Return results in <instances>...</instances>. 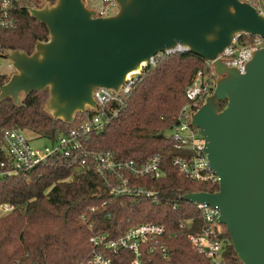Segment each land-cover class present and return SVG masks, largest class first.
<instances>
[{"label":"water","instance_id":"1","mask_svg":"<svg viewBox=\"0 0 264 264\" xmlns=\"http://www.w3.org/2000/svg\"><path fill=\"white\" fill-rule=\"evenodd\" d=\"M117 12L95 17L84 0H44L26 7L48 36L31 54L6 50L14 73L0 84V102L48 89L42 111L71 123L96 109L94 90L118 93L131 71L176 46L213 61L216 87L192 114L205 136V152L219 177L215 192L182 199L217 207L242 264H264V46L244 73L216 59L239 33L264 37V16L239 0H116ZM225 105L220 109V102Z\"/></svg>","mask_w":264,"mask_h":264},{"label":"trees","instance_id":"2","mask_svg":"<svg viewBox=\"0 0 264 264\" xmlns=\"http://www.w3.org/2000/svg\"><path fill=\"white\" fill-rule=\"evenodd\" d=\"M14 16L15 26L0 32V47L31 54L37 41L47 39L48 31L24 6L16 7ZM205 68L204 59L190 51L170 54L153 66L147 65L138 74L118 115L104 128L88 135L85 147L111 151L118 159L141 163L161 153L164 176L139 181L159 190L157 202L113 197L90 168L77 169L67 158L50 157L31 169L0 177V209L10 207L0 214V264H85L91 232L82 215L95 231L108 232L113 238L137 223L163 225L161 243L169 257L144 248V264H212L188 240V234L203 226V220L196 206L183 200L182 195L215 192L218 186L179 174L171 163L172 142L165 136L187 102L185 91L192 78ZM7 80L8 77L0 76V84ZM48 94V89L33 91L23 98L21 105L9 98L0 102V161L5 158L4 128H17L52 140L91 115L89 111L77 113L71 123L54 119L42 111ZM219 105L222 109L225 101ZM189 218L194 219L193 223L179 228ZM222 229V259L225 264H242L224 225ZM114 256L119 264H131L129 252Z\"/></svg>","mask_w":264,"mask_h":264},{"label":"built area","instance_id":"3","mask_svg":"<svg viewBox=\"0 0 264 264\" xmlns=\"http://www.w3.org/2000/svg\"><path fill=\"white\" fill-rule=\"evenodd\" d=\"M39 1L42 0L26 4V0H0V32L15 26L16 7H36ZM239 1L250 4L264 16V0ZM117 10L116 0H101L100 8L94 9L95 17L112 16ZM112 11L115 13L111 14ZM263 46L264 37L239 33L216 59L221 60L226 67H233L244 73L246 63L253 53ZM186 51H188L186 47L178 45L159 52L151 57L144 67L155 65L167 55ZM3 59H7L6 51L0 47V66ZM204 61L206 68L195 73L185 91L187 102L180 108L175 117L174 126L167 131L168 134L165 133V136L172 142L171 163L179 174L194 181L209 182L218 186L219 177L211 169L205 152V136L202 135L199 128L190 123L192 114L205 102L216 87L217 75L213 68V61ZM7 67L13 68L12 63H8ZM10 73L0 72V76L9 77ZM138 74H128L118 93L102 87L95 89L93 97L96 109L89 107L86 110L91 112V115L67 132L49 140L48 145L32 146L25 131L17 128H4L2 140L5 158L0 161V177L31 169L50 157L58 156L67 158L70 163L76 165L77 169L90 168L93 170L113 197L121 199L130 197L133 200L146 199L157 202L159 190L153 184H141L139 181L141 179L158 180L164 176L161 153L157 152L140 163L133 159H118L111 151H94L85 147L88 135L104 128L125 106L126 99L138 80ZM193 204L200 212L203 226H199L198 229L188 234L192 248L208 257L212 264H225L221 256L224 240L223 225L218 222L220 216L218 208L206 203ZM9 210V206L3 207V211ZM81 219L91 232L89 236L91 248L85 264H119L114 256L119 252H129L132 256L131 264H144V248H147L149 252L157 251L164 258L169 257L165 245L161 243L165 232V228L161 224L137 223L113 238L108 232L95 231L93 224L89 223L84 215L81 216ZM193 221V218H189L185 222H181L179 228L191 225Z\"/></svg>","mask_w":264,"mask_h":264},{"label":"rangeland","instance_id":"4","mask_svg":"<svg viewBox=\"0 0 264 264\" xmlns=\"http://www.w3.org/2000/svg\"><path fill=\"white\" fill-rule=\"evenodd\" d=\"M36 0H26V4H33V3H36L35 2ZM84 3L86 4V6L88 8H91V9H98L100 8L101 6V0H84ZM40 5L37 6V7H41L44 5V0L39 3ZM115 13V11H112L111 14ZM10 63V60L8 59H3L2 61V64L0 66V72L2 73H10V70H11V73L9 75V77L11 76L12 73H14V70L13 68H8L7 67V64ZM8 77V78H9ZM77 115V114H76ZM76 117V116H75ZM27 133V132H26ZM169 132H167L168 134ZM28 136L30 138V141H31V145L32 146H35V147H41V146H44V145H48L50 142L48 139L44 138V137H35V135L31 134V133H28ZM5 211L1 210L0 209V214L3 213Z\"/></svg>","mask_w":264,"mask_h":264},{"label":"bare ground","instance_id":"5","mask_svg":"<svg viewBox=\"0 0 264 264\" xmlns=\"http://www.w3.org/2000/svg\"><path fill=\"white\" fill-rule=\"evenodd\" d=\"M138 71H136V70H134V71H131V72H129L128 74H134V73H137ZM127 74V75H128Z\"/></svg>","mask_w":264,"mask_h":264},{"label":"flooded vegetation","instance_id":"6","mask_svg":"<svg viewBox=\"0 0 264 264\" xmlns=\"http://www.w3.org/2000/svg\"><path fill=\"white\" fill-rule=\"evenodd\" d=\"M43 1V0H42ZM40 4H38V6H39Z\"/></svg>","mask_w":264,"mask_h":264}]
</instances>
